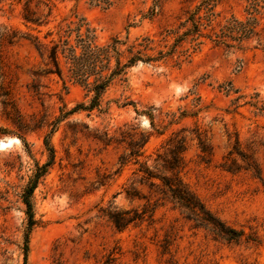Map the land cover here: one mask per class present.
I'll return each instance as SVG.
<instances>
[{
    "label": "rangeland",
    "instance_id": "obj_1",
    "mask_svg": "<svg viewBox=\"0 0 264 264\" xmlns=\"http://www.w3.org/2000/svg\"><path fill=\"white\" fill-rule=\"evenodd\" d=\"M202 1L0 0V139H19L0 150V264H25L26 237V264H98L110 252L125 264H264V0L257 34L240 49L207 41L179 66L139 62L104 94L102 112L67 114L94 95L67 75L48 73L40 54V44L58 38L75 15L102 41L128 34L158 39ZM252 2L218 0L212 27L219 31L232 16L246 20ZM27 10L39 23L26 22ZM178 132L189 147L185 182L244 232L241 242L193 228L169 202L153 220L122 231L107 217L108 210H141L146 203L126 197L133 186L148 194L132 185L137 166L120 163L129 144L145 136L148 156ZM199 138L211 155L202 153ZM235 147L259 165L260 177L222 168ZM51 160L31 198L30 228L23 196Z\"/></svg>",
    "mask_w": 264,
    "mask_h": 264
},
{
    "label": "trees",
    "instance_id": "obj_2",
    "mask_svg": "<svg viewBox=\"0 0 264 264\" xmlns=\"http://www.w3.org/2000/svg\"><path fill=\"white\" fill-rule=\"evenodd\" d=\"M217 3L218 0H203L194 10L187 13L186 18L181 19L176 27L164 29L158 39L147 34L132 40L128 34L125 38L115 35L102 41L97 29L86 18L75 15V19H65L66 23L59 27L58 38L52 39L48 44H40L44 49L40 54L43 58L46 57L48 65H51L48 73L56 74L60 78L67 75L94 95L89 105L78 104L67 114L80 110L92 112L95 109L102 112L104 94L118 80H126L129 70L139 62L161 64L173 61L179 66L190 60L207 41L215 46L240 49L244 42L257 34L258 21L255 16L259 13L261 1L253 0L252 10L248 12L250 16L246 20L232 16L224 25H219V31L212 27L217 18ZM27 12L24 18L27 23H39L33 12L30 10ZM147 142L148 138L145 136L139 141L131 142L129 152L120 157L122 167L130 163L137 166L132 173L134 178L132 185L137 184L146 188L148 194L133 186L126 190V197L131 201L145 200L146 203L141 210L133 208L121 211L114 208L106 211L107 217L116 229L122 231L130 226H138L147 220H153L158 206L169 202L186 220L193 223V228L208 231L216 240L241 242L244 232L231 227L213 213L185 182L182 173L189 149L187 137L182 136L180 132L174 133L153 154L145 156L144 147ZM199 144L205 156L211 155L201 138ZM234 153L238 154L243 164L239 163L238 158L233 157ZM51 163L52 160L38 168L39 172L23 196L30 228L35 223L31 198L37 179ZM221 166L231 173L246 170L252 172L254 176L261 175L259 165L236 147L229 152L227 160ZM28 242L26 237L25 264L29 250ZM98 264L125 263H121L114 252H110L105 260Z\"/></svg>",
    "mask_w": 264,
    "mask_h": 264
},
{
    "label": "bare ground",
    "instance_id": "obj_3",
    "mask_svg": "<svg viewBox=\"0 0 264 264\" xmlns=\"http://www.w3.org/2000/svg\"><path fill=\"white\" fill-rule=\"evenodd\" d=\"M19 142L18 138H3L0 139V150H3L9 146H12L14 143Z\"/></svg>",
    "mask_w": 264,
    "mask_h": 264
}]
</instances>
